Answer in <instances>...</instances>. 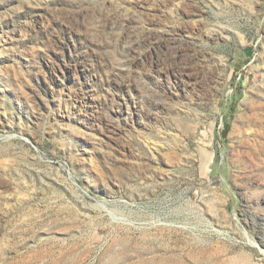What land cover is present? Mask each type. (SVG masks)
<instances>
[{
    "label": "rangeland",
    "instance_id": "1",
    "mask_svg": "<svg viewBox=\"0 0 264 264\" xmlns=\"http://www.w3.org/2000/svg\"><path fill=\"white\" fill-rule=\"evenodd\" d=\"M0 264H264V0H0Z\"/></svg>",
    "mask_w": 264,
    "mask_h": 264
},
{
    "label": "bare ground",
    "instance_id": "2",
    "mask_svg": "<svg viewBox=\"0 0 264 264\" xmlns=\"http://www.w3.org/2000/svg\"><path fill=\"white\" fill-rule=\"evenodd\" d=\"M181 56L182 55H179V57H178V61L176 62V63H178V64H181V65H185V66H189V65H194L195 63L193 62V60L191 59V56H188L187 58H186V61L185 60H183L182 58H181ZM190 66V67H191ZM212 92V90H210V93ZM249 109H250V106H249ZM204 156V155H203Z\"/></svg>",
    "mask_w": 264,
    "mask_h": 264
},
{
    "label": "trees",
    "instance_id": "3",
    "mask_svg": "<svg viewBox=\"0 0 264 264\" xmlns=\"http://www.w3.org/2000/svg\"><path fill=\"white\" fill-rule=\"evenodd\" d=\"M240 84V83H239ZM238 88V87H237ZM238 92H240V91H238ZM240 95V97L242 96V93H239ZM240 101H241V98H239V99H237V101H236V103H237V105H239L240 104Z\"/></svg>",
    "mask_w": 264,
    "mask_h": 264
}]
</instances>
